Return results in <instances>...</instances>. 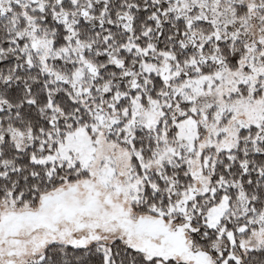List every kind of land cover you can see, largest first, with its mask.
Masks as SVG:
<instances>
[{
    "label": "snow or ice",
    "instance_id": "obj_1",
    "mask_svg": "<svg viewBox=\"0 0 264 264\" xmlns=\"http://www.w3.org/2000/svg\"><path fill=\"white\" fill-rule=\"evenodd\" d=\"M0 264H264V0H0Z\"/></svg>",
    "mask_w": 264,
    "mask_h": 264
}]
</instances>
